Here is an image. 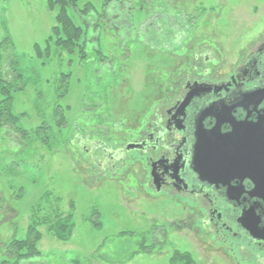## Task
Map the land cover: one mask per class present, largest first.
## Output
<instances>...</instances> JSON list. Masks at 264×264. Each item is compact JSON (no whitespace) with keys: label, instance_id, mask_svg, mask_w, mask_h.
Listing matches in <instances>:
<instances>
[{"label":"rangeland","instance_id":"rangeland-1","mask_svg":"<svg viewBox=\"0 0 264 264\" xmlns=\"http://www.w3.org/2000/svg\"><path fill=\"white\" fill-rule=\"evenodd\" d=\"M87 3L95 17H111L90 27L100 34L104 65L90 51L85 58L55 47L46 53L58 11L48 0H0V66L15 61L24 87L13 91V129H0V244L25 237L37 222L41 254L18 264H180L186 254L195 264H231L209 234L182 231L181 209L138 189L143 166L110 180L101 157L86 156L80 143L131 137L126 128L150 116L187 57L204 48L228 57L248 35L261 36L264 0H78L80 8ZM71 214L72 238L59 241L50 227ZM18 259L0 248V264Z\"/></svg>","mask_w":264,"mask_h":264},{"label":"flooded vegetation","instance_id":"flooded-vegetation-1","mask_svg":"<svg viewBox=\"0 0 264 264\" xmlns=\"http://www.w3.org/2000/svg\"><path fill=\"white\" fill-rule=\"evenodd\" d=\"M260 35H248L228 57L220 48L187 57V68L161 91L157 105L145 114L150 116L126 128L131 137L115 135L111 143L101 136L95 139L97 147L90 138L80 143L86 156L101 157L100 172L110 180L120 182L119 171L126 173L132 164L143 166L146 181L138 189L152 195L151 201L164 198L181 209L182 231L198 228L209 234L207 242L221 248L231 264L264 263V33ZM177 41L172 44L179 45Z\"/></svg>","mask_w":264,"mask_h":264},{"label":"trees","instance_id":"trees-1","mask_svg":"<svg viewBox=\"0 0 264 264\" xmlns=\"http://www.w3.org/2000/svg\"><path fill=\"white\" fill-rule=\"evenodd\" d=\"M48 5L52 11L56 9H58V11L55 16V25L51 29V35L46 41V53L49 54L51 48L55 47L62 51H68L69 53L78 51L81 53V56L85 58L86 55H89L88 51H90V54L97 57L101 65H104L103 60L100 58L101 56L107 57L103 54L99 45L100 34L96 36L91 35L90 27H94L95 30L101 27L103 24L102 20L105 16L103 14H107L106 16H108V18L110 17L107 11L101 15L95 14V17L94 5L92 3H87L83 8H80L78 0H48ZM105 7L104 10L106 9ZM70 11H73L75 15L81 19L80 22L84 23V26L78 25L75 22ZM118 16L119 15H117V17ZM90 43L92 44L91 46L89 45ZM1 46L2 43L0 44V47ZM90 47L92 49L88 50ZM35 51L38 56H42L43 51L40 45L35 46ZM22 83L23 75L18 72L15 61H9L6 67L0 66V94L2 96L0 99V129L6 126H10L13 129L12 125L17 118L12 108L14 98L13 91L24 89ZM58 123V126L62 128L64 124L63 120ZM42 129H47V127H43ZM15 131L22 137L27 135L20 133L17 129H15ZM71 217L73 218V214L67 216L64 220L59 218L57 223L51 225L50 230L52 231L50 232H52L59 241L68 242L72 238L74 223L71 222L73 220ZM38 227L39 224L33 222L25 237L19 239L12 238L8 244H0V248L7 249L8 255L14 256L15 261L16 256L19 258L17 262L14 263L13 261L11 264H18L21 260L30 259L41 254L38 249V243L42 237ZM182 261L183 262L180 264H195V260L189 254L183 255ZM7 262L9 261L7 260Z\"/></svg>","mask_w":264,"mask_h":264},{"label":"water","instance_id":"water-1","mask_svg":"<svg viewBox=\"0 0 264 264\" xmlns=\"http://www.w3.org/2000/svg\"><path fill=\"white\" fill-rule=\"evenodd\" d=\"M196 159H197V156H196Z\"/></svg>","mask_w":264,"mask_h":264}]
</instances>
